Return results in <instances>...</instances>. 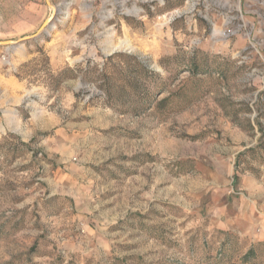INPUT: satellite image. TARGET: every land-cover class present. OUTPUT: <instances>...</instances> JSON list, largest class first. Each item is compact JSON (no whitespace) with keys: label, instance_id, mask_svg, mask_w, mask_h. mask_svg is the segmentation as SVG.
I'll use <instances>...</instances> for the list:
<instances>
[{"label":"rangeland","instance_id":"rangeland-1","mask_svg":"<svg viewBox=\"0 0 264 264\" xmlns=\"http://www.w3.org/2000/svg\"><path fill=\"white\" fill-rule=\"evenodd\" d=\"M0 264H264V0H0Z\"/></svg>","mask_w":264,"mask_h":264},{"label":"water","instance_id":"water-1","mask_svg":"<svg viewBox=\"0 0 264 264\" xmlns=\"http://www.w3.org/2000/svg\"><path fill=\"white\" fill-rule=\"evenodd\" d=\"M124 50L125 49L123 48L122 45H119V46L111 45V46L106 47L104 49V53H105V56L109 57V56H112L113 54H115L116 52L124 51Z\"/></svg>","mask_w":264,"mask_h":264},{"label":"trees","instance_id":"trees-1","mask_svg":"<svg viewBox=\"0 0 264 264\" xmlns=\"http://www.w3.org/2000/svg\"><path fill=\"white\" fill-rule=\"evenodd\" d=\"M254 253V250H251L249 253H248V255H251V254H253Z\"/></svg>","mask_w":264,"mask_h":264},{"label":"bare ground","instance_id":"bare-ground-1","mask_svg":"<svg viewBox=\"0 0 264 264\" xmlns=\"http://www.w3.org/2000/svg\"><path fill=\"white\" fill-rule=\"evenodd\" d=\"M128 44V43H127ZM127 44H126V46H127ZM129 47V46H128ZM124 48H125V46H124Z\"/></svg>","mask_w":264,"mask_h":264}]
</instances>
